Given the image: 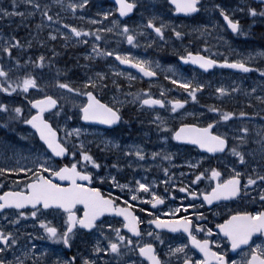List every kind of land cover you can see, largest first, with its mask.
Returning <instances> with one entry per match:
<instances>
[{
    "label": "snow or ice",
    "instance_id": "snow-or-ice-1",
    "mask_svg": "<svg viewBox=\"0 0 264 264\" xmlns=\"http://www.w3.org/2000/svg\"><path fill=\"white\" fill-rule=\"evenodd\" d=\"M149 2L154 5V0ZM114 4L113 8L98 7L95 17L84 15L86 6L91 8L90 0H9L7 7L0 5V26H12L14 18L19 17L13 31L23 26L26 20L39 17V22L35 24L37 31L32 32L31 37L41 47H48L47 40L39 36L48 26L53 28L45 34L48 39L56 40L60 36L67 44L76 38L77 44L91 48L90 52L86 50L78 54L84 59L83 64L79 60L75 64L81 70V75L70 79L68 74L72 72V66L54 67V58L59 56L54 46L50 47V55L44 51L34 54L28 51L33 47L32 39L22 43L13 31L6 34L0 32V126L21 122L31 126L33 136L43 142V151H28L25 155L23 150L14 149L10 156L0 144V156L3 157L0 158V184L10 180L15 185V189L7 185L6 191L0 189V264H77L78 260L80 264H264V65L255 64L257 59H264V49L247 51L246 54L241 53L240 58L232 59L221 56L217 49V58H213L210 54H204L205 51H213L204 42L199 48L194 47L191 51L185 49L179 55V61L185 64L191 62L205 71L227 67L244 73L253 70L260 73V86L245 90L246 103L251 111L227 110L223 106L206 104L204 108L208 115L199 114L202 124L181 122L179 127L172 128L155 106L177 115H187L184 105L189 101L199 103L198 93L203 95L202 90L206 87H214L212 95L218 100L231 98L240 90V85L235 81L227 86L219 82L213 86L210 81L185 76L172 65H168L166 78L186 93L184 98H159L149 88L124 94L126 97L131 95V102L138 109L154 113L138 122L155 126L157 140L165 142V147L152 151L144 149L142 144L125 145L124 149L128 150L120 151L124 162L114 157L112 163L107 164V169H142L127 184L121 185L107 169L105 175L94 177V172L103 168L106 162L103 156L90 154L85 145L92 142L87 141L86 137L100 135L93 130L94 124L118 128L127 123L122 115L125 101L113 97L105 102L103 97H99L98 89L106 87L105 77L111 79L116 89H120L117 75L128 76L130 80L134 77L113 65H109L111 72L96 71L90 61L97 56L114 57L121 65H130L150 79L157 76V71L153 69H159L154 61L138 56L134 51L110 47L108 40L112 37L104 34L115 32V38L122 42L126 40L132 48L141 47V41L143 46H148L165 43L168 39L183 41L185 37L181 26L168 24L164 20V12L156 11L154 6L147 10L145 16L141 0H114ZM138 4L139 23L119 19L134 13ZM168 5L174 12L183 13L185 18L193 20L202 11L218 12L226 22L220 27L229 28L236 34L247 35V28L251 24L257 20L264 22V0H245L244 7L237 5L234 8H226L219 3L209 4L204 0H168ZM61 12L71 13L74 19L86 22L87 26L84 23L79 27L66 23ZM234 12L245 13L251 24L241 26L240 18L235 17ZM114 13H118V17ZM56 24L63 27L57 28ZM209 24L217 27L215 21H209ZM209 24L197 22L191 30L207 37ZM165 29L169 30L167 37ZM216 40L222 42L224 36L217 35ZM101 41L105 47H101ZM50 81L51 86L59 90V97L48 94ZM164 91L160 89L162 95ZM33 92L38 98L29 100ZM21 94L24 100L18 101L17 97ZM66 104L77 109L73 115L78 118L79 126H71L73 115L68 114ZM178 109L182 110L181 113H177ZM79 122L88 124L84 126ZM58 129L64 134L60 135ZM144 135L147 136V133ZM171 140L190 142L199 149L216 154L221 158L218 162L224 168L223 174L217 167L204 168L201 156L195 162L181 161L182 165L187 164L188 172H180L177 177L179 183L172 179L176 172L169 175L167 166L160 168L163 181L155 176L148 179L147 169L154 165L148 163L146 153L153 162L161 157L163 161L170 162L173 152L167 150L168 146L177 153L186 146L182 143L171 145ZM100 143L106 149H115L120 141L113 136L102 139ZM58 158L68 162L64 163ZM10 173L17 175L11 177L8 175ZM25 173L27 175H22ZM202 177L214 181L210 190H198L196 182L203 183ZM94 178L101 181L111 179L112 186L127 189L126 195L133 201H145L153 206L152 210L147 207L142 209L154 217L143 232L140 228L142 220L132 211L134 205L125 199V195L102 193L99 187L90 186ZM183 179L188 180V185L183 184ZM158 184L163 187L157 188ZM177 187L180 193L187 196L202 197L201 206L207 204L216 207L214 201L236 198L240 201L258 199L260 207L254 211L233 210L227 218H222V222L215 224V228L208 227L202 222L203 212H188V209L197 207L194 201L189 202L185 195L169 191V188ZM118 200L122 203H117ZM166 200L169 201L167 205ZM177 200L184 202L176 203ZM157 205L165 211L161 212V208L155 207ZM105 214H116L111 219L119 227L110 223ZM165 216L168 218H163ZM117 217H122V220ZM28 220H32L31 226L36 230L20 231L21 221ZM121 229H126L127 234ZM157 229L170 232L164 234L166 238H162ZM86 230L94 240L88 253L62 256L55 249V244H63L71 249L73 235ZM214 230L217 237L209 238ZM172 233L176 235L172 236ZM197 234L205 238L200 239ZM21 237H24V242H21ZM40 239L54 243L40 246L37 243ZM195 249H199L203 255L200 256Z\"/></svg>",
    "mask_w": 264,
    "mask_h": 264
},
{
    "label": "rangeland",
    "instance_id": "rangeland-1",
    "mask_svg": "<svg viewBox=\"0 0 264 264\" xmlns=\"http://www.w3.org/2000/svg\"><path fill=\"white\" fill-rule=\"evenodd\" d=\"M3 1L4 0H0L1 5H2ZM92 2H98V1L90 0V4ZM205 2L211 4V3H215V0H205ZM141 3H142V0H141ZM244 3H245V0H224V4L223 3H220V4L226 8H234L237 5L240 7H244ZM138 6L140 7L139 4H138ZM85 12H86V15L88 16L89 11L86 9ZM94 13H96V12H94ZM213 13H216V12H210V13L202 12L200 16H198L195 20H193L187 26V29H185V37H184L183 41H180V43H181L180 48L182 50H185V49L193 50L194 47L199 48L202 45V43L207 42L210 47H212L213 45H217V46H215V48L213 49L211 54L217 55L216 50L218 49L221 56H226V57L232 59V58H240V54L241 53L246 54L247 51L256 50V49H264V22L257 20L256 23L251 24L249 17L245 13L234 12L233 15L235 17L240 18L241 26H247L249 24H251V26L249 28H247V32H248L247 35L238 34L234 37L230 36V35H229V37H227L226 35H224V33L228 32V31L226 29H224V27H220V25L218 24V21L215 17L212 18ZM211 20L217 22V27L213 28L209 25L207 37H202V36H200L199 33L193 32L191 30L195 23L199 22L201 24H209L208 22ZM136 22L139 23L140 20L137 18ZM82 23H84L85 26H87L86 22L82 21ZM9 31H13V29L8 28L7 32H3V33L6 34ZM0 32H2V31L0 30ZM19 33H20L19 36H20V38H22L23 42L25 40L30 39V30H28V29L21 30V32H19ZM104 35L106 36V34H104ZM217 35H224V40L222 42L218 43L216 40ZM109 41H108V43H109ZM101 42L103 43V41H101ZM141 43H142V41H141ZM32 44H33V47L31 49H28V51H33V50L37 49V45L33 42H32ZM235 44H236V46H235ZM71 45L75 46L76 44H75V42H73ZM84 47L86 48V50L91 49L90 47H87L86 45H84ZM101 47H105V46H101ZM130 50L134 51L135 54L138 56L146 57V58L154 61L159 66H163V64H164V61L160 56L150 55L145 50H142L141 48L140 49L131 48ZM90 51L91 50H89V52ZM205 53H207V51H205ZM159 54L162 55L163 52H159ZM255 64H256V66L264 65V59H257L255 61ZM109 65H112V63L110 62V58L108 56H100V67H101V69H103L106 72H111L112 69L109 68ZM172 65H173V68L177 69L176 65H174L173 63H172ZM178 71L180 73H183L185 76L190 74L189 70L178 69ZM118 77H122V76L117 75L116 81H117ZM105 78L108 80H111L109 77H105ZM220 83H223L225 86H227L229 84L224 78L220 80ZM261 83H262V81L260 79V73H257L255 70L253 71V73L250 76L240 77L239 78L240 90L237 92V94L232 96L230 98V100H228L226 103L220 104L219 106L224 107V105L227 104L228 106H232V107H227V110H242V108H244L247 105L246 97H245V90H247L250 87H259ZM50 84H51V81H50ZM119 84L121 85V83H119ZM112 88L114 90V93H108L106 95V97L104 98L105 101L109 102L113 97H116L119 100L125 101L121 97V87H120V89H116L115 86L112 85ZM53 89L56 93L55 95L57 97H59L60 96L59 90L55 87H53ZM29 91H31V89H29ZM98 91H99V89H98ZM178 91H182L183 96L177 95V97L178 98H184L186 93H184V91L182 89L177 90V92ZM98 93H100V92H98ZM257 94H259V93H257ZM240 102H241L242 107L239 104ZM199 108H201L202 110L197 109L195 107L194 102L189 101L187 106L184 108L188 113L187 115H177L176 113L168 112L164 115L160 114V116L163 117L165 122L168 123L170 126L176 124V122L180 123V122H183V121L189 120V119L194 120L195 122H199L202 124L203 120L200 119L199 114H201V113H204L205 115H208V114L205 112L204 106H200ZM181 111H182L181 109H178L177 113H181ZM75 112L76 111L70 112L69 115H73ZM122 112L124 113V115L127 118V123H131L132 118L135 117L136 113L131 110V107L127 101H125V103H124V107L122 109ZM149 115H154V113H150L148 111L142 110L141 116H143L147 119V117ZM140 120H143V119H140ZM257 123H259V118H257ZM70 124L72 127L79 126L78 125V118L73 115V120L70 122ZM79 124H82V122H79ZM135 125H150V124L135 122ZM93 130L95 132H98L100 135L98 137H94L93 135H88L86 137V139H87V141H91L92 143H90V144L86 143L85 147L87 150L90 151V154H92L93 156H103V159L106 162L105 166L103 168L98 169V170H96V172H94L95 176H97V174L102 173V172H105V174H106L107 164H111L114 157L120 159L121 163L124 162V158L121 157L120 151H121V149H123L124 151L128 150V149H124L125 145H132L134 143L135 144H142L144 149L152 150V151L157 150V148L165 147V142H161V141L157 140L156 133H155V127H122L120 129V131L116 134L115 133H109V134L107 133L106 134V133H103L102 131L96 130L94 127H93ZM60 131L63 135L64 134L63 131L62 130H60ZM145 132L147 133V136L144 135ZM113 136L115 138L119 139V141H120L118 148L106 149L105 146L102 143H100V141L104 138H112ZM0 144H2L7 149V155H9V156L11 155L12 150H14V149L23 150V154H25V155L27 154L28 151L35 152L37 149H39L40 151L43 150L41 145H39L38 142L34 139V136L32 135V133L31 134L30 133L23 134L22 127H2V131L0 132ZM171 145H174L172 140H171ZM180 149H182V148H180ZM167 150L170 152H173V156H174L176 151L171 146H168ZM180 154L181 153L178 152L177 156H179ZM182 154H184V156H186L188 158L193 156V152L191 150H185V152H182ZM173 156H172V160L170 161V165H173ZM0 158H3V157L0 156ZM146 159L148 160L149 164L154 165L153 167L147 169V175H148V179H149V173H152V172L156 173L157 169H160L159 163L163 160L161 157V158H158L155 162H153L152 159L147 156V153H146ZM189 160H191V159H189ZM21 163H23V161H21ZM141 163H143V161ZM107 171L111 172L112 175H115L117 181L121 182L120 183L121 185H124V184L129 183V180L133 175L140 174L142 169H140V168L129 169V168L125 167V168H120V169H116V170L107 169ZM118 177L123 178V180L121 179V181H119ZM106 181L112 182L111 179H107ZM120 188L125 189L123 187H120Z\"/></svg>",
    "mask_w": 264,
    "mask_h": 264
},
{
    "label": "flooded vegetation",
    "instance_id": "flooded-vegetation-1",
    "mask_svg": "<svg viewBox=\"0 0 264 264\" xmlns=\"http://www.w3.org/2000/svg\"><path fill=\"white\" fill-rule=\"evenodd\" d=\"M96 1H98V2H92L91 5H94L95 8H97V9H98V7H107V8L115 7V5L112 4L109 0H96ZM204 2H205V0H204ZM217 3H219V2H217ZM222 3L224 4V0H222ZM142 4H143L144 9H145V16H147V14H148L147 10L153 8V6H154L156 11H158V12L163 11L164 12V20L166 22H168V24L174 23V24L180 25L182 29H187V26L193 21V19H190V18H185V19L178 18L177 13L174 12L169 7L168 0H154V5H153V3H150L149 0H142ZM86 9H88V8H86ZM84 14L86 15L85 11H84ZM88 14H89L88 16L95 17L94 12L89 11ZM61 15L65 18L66 23H69L68 21L72 20L74 22V24L75 23L77 24L78 27L82 24V21H80L78 19H74L72 17L71 13L61 12ZM114 16L118 17V13H114ZM197 17L198 16H196L195 19ZM213 17H215L217 19L218 24L220 26L223 25L221 20H220V15L218 14V12L213 13L212 18ZM36 18H38V16ZM137 18L141 21L140 7L137 8L136 16L135 17L133 16V18H131V20L129 18L119 17V19L122 22H129V23H131L132 20L136 21ZM97 19H98V17H97ZM211 21H213V20H211ZM209 25L211 26V24H209ZM62 27H63V25H60V28H62ZM52 30L53 29L46 28V33L48 31H52ZM178 30H180V29H178ZM107 35L115 37V32L108 33ZM165 35H166V37L169 35L168 29H165ZM58 41H59V39L56 40V42H58ZM112 41L114 42L112 44V47H116V48L124 49V50H130L132 48L130 45H128L126 43V41L122 42L117 38H114ZM141 44H142L141 49L145 50L148 54L150 52L158 53V56H160L162 58L167 53L172 59H174L175 63L177 62V51L181 49L180 48L181 47L180 41L175 40V39H168L167 42H165V43H152V44H149L148 46H143V41ZM62 45L64 47V53L65 54L62 53V47L58 43L56 45H52V46L56 47L57 51H60L61 54L63 55V57H62L63 63H66L68 61V58L70 57V55L74 59L75 63L77 62V60H79V63H81V64L84 63V59L82 58V56L78 55L82 52V48L80 45H77L75 47L73 46L72 51L70 52L69 47L67 46V44H65L63 37H62ZM50 47H46V48L42 47L43 49H46V51H48V53H47L48 55L51 54ZM159 52H163V54L161 55V54H159ZM154 70L157 71V73L159 74L158 79L157 80L154 79L155 81L153 80L151 82H145L143 80H140L139 87L142 89L149 88L150 91L152 92V94L154 96L159 97V98H168V97L177 98V89H180V87L177 85H172L171 81L167 80V78H166L167 75H163V71L160 68L159 69L154 68ZM161 88H163L165 90L163 95L160 92ZM178 93H180V92H178ZM206 93L209 96L208 101L209 102L212 101V98L209 95V94H212V89L210 87H206ZM157 110L159 111L160 114H163V115L169 112L167 109H157ZM124 118H125V116H124ZM125 121H127V118H125ZM120 127H155V126H153V125H135L133 123H131V124L126 123V124L121 125ZM171 127H177V125H172ZM106 132H108V131H106ZM173 144L176 145L177 142H173ZM182 148L184 150H191L193 152V156H191L190 158L184 156V154H182V151L180 149L179 152L181 154L179 156H177V152H175V154L173 156V165H170V162H165V161H161L159 164V168H162L164 166L169 167V169H170L169 175H171L172 172H176L177 175L175 177H172L173 180H177V177H179L180 172H188V166H187V164L182 165L181 164L182 160L191 159L193 162H195L201 156H203V161H201V164H203L204 168L217 167V168L221 169V172L223 174L224 168H222L221 163L218 162L221 158H219L217 155L205 154V153L201 152L200 150H198L197 148H194V147H191L188 145H186L185 147H182ZM197 167H200V165H197ZM208 174L210 175V172ZM16 175L17 174L14 173L10 176L15 177ZM100 175H104V174H100ZM97 176H99V175H97ZM153 176L157 177L161 181H163V179H164L162 173L160 172V169H157L156 173H154V172L149 173V179H152ZM118 179H119V181H121V179L123 180V178H121V177H118ZM201 179L203 180V183H201L200 181L196 182L199 185V189H198L199 191L210 190V185H214V181L206 180L203 177ZM242 179H243V177H242ZM20 183H22V181H20ZM119 183H121V182H119ZM177 183H179L178 180H177ZM188 183L189 182L187 179H183V184L185 186L188 185ZM91 184L93 187H99L101 189V192L105 193V194L112 193L115 196L125 195V199H127L130 204L134 205V207L132 208V211L135 212L136 215L139 216L142 220V223L140 224V228H141L142 232L148 226L149 220L154 218V217H151L149 215V213L142 211V209L145 207L152 210L153 206L150 204H147L145 201H133L130 196L126 195L127 189H121L120 187H113L112 182L106 181V180L101 181V180L96 179V178L93 179ZM5 185L15 189V185H13L10 180H5L3 184H0V189H3L6 191L7 187H5ZM162 187H163V185H161V184L157 185V188H162ZM169 191H176L178 195H185L186 200L189 202L194 201V203L196 204L197 207L195 209H193V208L188 209V212L189 213H192L195 211L203 212L204 220L202 222L205 223L208 227H213V228H215V224L222 222V218H227V215L230 214L231 211H233V210L254 211L258 207H260L258 199H255V200L254 199H246V200L240 201V200H237L236 198L222 199L219 202L214 201L213 203L216 205V207H213V206L207 205V204H203V206H201L202 197L193 198V197L187 196V194H185V193H180L179 187H177L176 189L169 188ZM182 202H184V201H179V200L176 201V203H182ZM117 203H122V201L118 200ZM165 204L166 205L169 204V201L166 200ZM155 207L161 208V212L165 211V209L162 208L160 205H157ZM79 214H81V213H78V215ZM115 215L116 214H112V216H105V217L109 218L110 223H114L112 221L111 217H113ZM163 218H168V217L165 216ZM117 219L122 220V217H117ZM32 223H33L32 220H28L26 222L21 221L20 231H22V232L23 231H27V232L35 231L36 229H34L31 226ZM114 226L119 227V225L115 224V223H114ZM152 227L155 228L154 225ZM121 231L124 232L125 234H127L126 229H121ZM156 231H159L161 233L162 238H166L164 236V234L169 233V232L159 230V229H157ZM171 235L175 236L176 234L172 233ZM197 235H198V238H200V239L205 238L203 235H200V234H197ZM220 235H222V234H220ZM216 237H217V232L214 230L213 233L210 234L209 238H216ZM21 242H24V237H21ZM225 242L227 243V241H225ZM37 243L40 246H49V245H53L54 242L48 241L46 239H40L37 241ZM71 243H72L71 249H68L63 244H55L54 246H55V249L62 256H64V255L81 256V255L88 253V251L91 248L92 243H94V240L88 236L87 230H86L85 232L75 233L73 235ZM173 246H175V245H173ZM192 247H194V246H192ZM195 252L199 253V249H195ZM199 255L202 256L203 254L199 253ZM77 264H80L79 260L77 261ZM210 264H214V262H210Z\"/></svg>",
    "mask_w": 264,
    "mask_h": 264
},
{
    "label": "water",
    "instance_id": "water-1",
    "mask_svg": "<svg viewBox=\"0 0 264 264\" xmlns=\"http://www.w3.org/2000/svg\"><path fill=\"white\" fill-rule=\"evenodd\" d=\"M181 15H185V14H183V13H180ZM188 63H191V62H188ZM125 66H130V65H125ZM196 66V65H195ZM130 67H132V66H130ZM88 123V122H87Z\"/></svg>",
    "mask_w": 264,
    "mask_h": 264
},
{
    "label": "trees",
    "instance_id": "trees-1",
    "mask_svg": "<svg viewBox=\"0 0 264 264\" xmlns=\"http://www.w3.org/2000/svg\"><path fill=\"white\" fill-rule=\"evenodd\" d=\"M24 125V124H23Z\"/></svg>",
    "mask_w": 264,
    "mask_h": 264
}]
</instances>
